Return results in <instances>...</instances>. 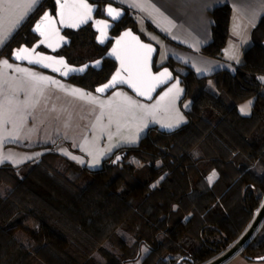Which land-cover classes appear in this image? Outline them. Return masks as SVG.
I'll return each instance as SVG.
<instances>
[{"label":"trees","instance_id":"obj_1","mask_svg":"<svg viewBox=\"0 0 264 264\" xmlns=\"http://www.w3.org/2000/svg\"><path fill=\"white\" fill-rule=\"evenodd\" d=\"M50 8L54 0H45L2 53L11 59L15 48L32 46L31 29ZM232 15L229 5L212 12L213 41L204 55L222 57ZM128 28L140 33L130 15L114 34ZM66 35L72 44L57 55L70 64L108 50L91 27ZM252 41L234 74L199 77L189 66L172 59L158 66L156 59V70L168 66L182 82L186 124L150 128L97 170L60 156L59 142L37 161L0 166V264H208L235 246L264 205V120L240 111L249 101L264 104V17ZM115 69L106 60L101 71L69 81L95 93ZM213 172L218 177L209 183ZM241 254L249 262L264 256V221Z\"/></svg>","mask_w":264,"mask_h":264},{"label":"crops","instance_id":"obj_2","mask_svg":"<svg viewBox=\"0 0 264 264\" xmlns=\"http://www.w3.org/2000/svg\"><path fill=\"white\" fill-rule=\"evenodd\" d=\"M44 1L37 0L29 10L26 0H12V7L0 0V39L4 40L0 62L7 60L12 65L7 68L0 63V112L4 114L0 121V158H6L0 166L20 167L37 161L49 145L59 142L56 152L60 156L81 168L97 170L120 149L138 145L150 128L175 131L186 124L189 101L184 100L180 78L162 89L152 102L123 88L99 96L54 73L15 63L4 55V48ZM108 1L126 9L137 27L150 34L159 48L158 66L172 59L189 66L199 77H211L220 71L234 74L253 44V30L264 17V0ZM224 5L233 9L231 37L222 57L210 58L202 50L213 41L212 12ZM28 73L47 79L33 80ZM125 97L144 107H129ZM252 102L244 115L256 112L264 120V104ZM178 117L183 119L177 127H164L176 124ZM94 158L99 162L94 163ZM217 177L216 173L212 182ZM241 258L238 264H264Z\"/></svg>","mask_w":264,"mask_h":264},{"label":"water","instance_id":"obj_3","mask_svg":"<svg viewBox=\"0 0 264 264\" xmlns=\"http://www.w3.org/2000/svg\"><path fill=\"white\" fill-rule=\"evenodd\" d=\"M78 2L79 0H68L69 4L78 3ZM83 2L86 3L92 9L90 13V19H87V21L84 23H77L76 26L74 27H69L67 26V24L61 23V18L58 15V13L60 12V6L57 3V0H54V8H50L46 10L37 19V21L34 23L31 29V33L37 38L34 44L31 47L24 44L19 48H15L11 55V60L15 63L27 65L29 67L37 68L42 71H51L64 81H69L73 77H83L91 69L95 71H101L103 69V64L106 60L112 61L116 64V69L106 83L99 85L95 88V93L99 96H107L111 92L123 88L129 91L130 93H132L135 97L143 101L152 102L162 89L175 82L176 75L170 67L166 66L161 68L160 70H156L155 63L159 52V48L156 44L145 41L140 34L136 33L131 28L122 31L118 36L112 35V31L116 28V26L119 25L126 18L127 16L126 9L117 6L112 2L106 4H103L102 2L96 0H83ZM109 8H112L119 13V15L115 19H113V16H110L108 14ZM67 11L68 10H66L65 20L68 19ZM72 11L75 13L72 19L74 21H78L79 18L84 15L86 10L82 8H78V9H73ZM46 13L54 21V23L51 25L49 24L42 25L41 30L49 34V38L47 40H45L44 36H41L38 32L35 31V26L38 23H41L42 18ZM98 14H101L102 17H97ZM98 22H103V23H98ZM104 24H107L106 28L103 27ZM87 27H91V29L94 31V33L96 34V39L99 42V44H101L104 47L110 45L106 54L102 58L77 66L70 64V62L65 56L57 55L62 49H64L65 47H69L72 44V39L66 35L67 32L71 31L77 33ZM53 29H55L58 32V35H55V33H53L52 31ZM101 30L104 33L103 35L104 43L100 42ZM125 33H131V36H125L124 35ZM60 37H63V39L61 40ZM132 37H135L136 39L133 40ZM118 40L120 41V44H117ZM137 41L139 42V44L148 46L149 48L152 49V51L148 53L147 49L139 48ZM49 44H52L53 47H49ZM20 48H28L30 51L34 49V52H32L33 59H35L37 55H39V56L51 57L52 60H44L42 61L41 64L29 63L27 60H15L14 54ZM41 49H44L45 51H42ZM113 49L117 50L116 55L111 54L113 52ZM117 56L125 58L126 64L128 63V59H127L128 56H136L140 58L147 56L148 71L151 73V76L159 78L158 80H151L149 82L150 84L155 85L154 89L149 93L151 99H148L145 96L137 95V93L133 90V88L129 87L128 83H116L114 87L107 88L103 93L96 91L97 88H101L106 84H110V82L112 81V77L115 76L118 71L120 72V78L125 80L128 78V73L121 69V60L117 59ZM61 59L65 62L67 67L53 62ZM97 61H99V64H97ZM44 64H48L49 66L44 67L43 66ZM53 68L58 69V71H53ZM68 68H72V69L85 68V71L68 72ZM64 72H67V75H62V73ZM161 73H167L168 75L161 76L160 75ZM263 221H264V205L260 210L257 218L255 219L254 223L252 224L250 229L246 232V234L240 239V241L231 249H229L227 252H225L223 255H221L220 257H218L217 259H215L214 261L208 264H225L233 257H235L252 240V238L260 229ZM261 258H264V256L260 257L257 261H264V259Z\"/></svg>","mask_w":264,"mask_h":264},{"label":"snow or ice","instance_id":"obj_4","mask_svg":"<svg viewBox=\"0 0 264 264\" xmlns=\"http://www.w3.org/2000/svg\"><path fill=\"white\" fill-rule=\"evenodd\" d=\"M5 3H7L9 5V7L14 6V4L12 3V0H4ZM57 3L60 6V12L58 13V15L61 18V23L62 24H67V26L69 27H74L76 26L77 23H84L87 21V19H90V13L92 11V9L83 2V0H79L78 3H72L69 4L68 0H57ZM37 4V0H26V8H28L29 10L32 9L33 7H35V5ZM78 8H82L85 11L84 15L81 16L79 18L78 21H74L72 19V17L75 15V13L72 11L73 9H78ZM66 10L67 11V16L68 19L65 20V16H66ZM108 14L110 16H113V19H115L119 13L116 12L114 9L109 8L108 9ZM54 21L52 20V18L46 13L44 15V17L42 18L41 23H38L35 26V31L38 32L41 36L45 37V40H47L49 38V34L46 33L45 31H42V25L43 24H53ZM98 23H103V22H98ZM103 27H107V24H104ZM53 33H55V35H58V32L53 29L52 30ZM103 31L101 30V39L100 42L104 43V39H103ZM125 36H131V33H125ZM133 40H135V37H132ZM60 39L62 40L63 37H60ZM43 42V41H42ZM4 44V40L0 39V46H3ZM117 44H120V41H117ZM138 47L141 49H147V52L150 53L152 51L151 48H149L146 45H142L139 44V42L137 41ZM49 47H53L52 44H49ZM32 52H34V49L32 51H30L28 48H20L18 51L15 52L14 54V59L15 60H27L29 63H36V64H41L42 61L44 60H52L51 57H45V56H39L37 55V57L35 59L32 58ZM117 50L113 49V52L111 53L112 55H116ZM117 59L121 60V69L123 71H126L128 73V78L122 79L120 78V72L118 71L116 73L115 76L112 77V81L110 82V84H106L101 88H97L96 91L103 93L107 88L109 87H114L116 83H128L129 87L133 88V90L137 93V95H141V96H145L148 99H151V96L149 95V93L154 89L155 85L154 84H150L149 82L151 80H158V77H153L151 76V73L148 71V66H147V56H144L143 58L140 57H136V56H128V63H125V58H122L120 56H117ZM54 63H58L61 65H64L65 67H67V65L65 64V62L61 59L58 61H53ZM2 66L3 67H7V68H11L12 65L8 63L7 60H4L2 62ZM97 64H99V61H97ZM44 67H48V64H44ZM19 71H25L27 72V70L24 69H18ZM53 71H58V69L53 68ZM74 71H79V72H84L85 68H80V69H72V68H68V72H74ZM28 75L33 79V80H45L47 79L46 77H36L34 73H28ZM62 75H67V72L62 73ZM161 76H166L168 75L167 73H161ZM262 80H264V77L261 78ZM53 83H55V81H53ZM143 89V90H142ZM75 91V90H73ZM171 91V89L169 90ZM117 96L120 95V93L116 94ZM168 93H165V96H167ZM164 97H161V99H163ZM125 100L128 101V106H136V107H144L143 105H136L135 102L128 100L127 97H125ZM251 102H249L248 105H245L243 108H241V112L247 114V109L250 107ZM120 110V109H118ZM3 112H0V121H2L3 119ZM182 117H178L176 124H167L164 125V127H167L169 129H173L175 127H177L180 123V121H182ZM6 158H0V163H3L4 160ZM73 159H76L75 157H73ZM117 159H119V157H117ZM80 163H83V161H79ZM98 159L94 158V163H98ZM216 173L213 172L211 176H209V183H211L213 181V178L215 177ZM264 259V258H261Z\"/></svg>","mask_w":264,"mask_h":264},{"label":"rangeland","instance_id":"obj_5","mask_svg":"<svg viewBox=\"0 0 264 264\" xmlns=\"http://www.w3.org/2000/svg\"><path fill=\"white\" fill-rule=\"evenodd\" d=\"M138 31L141 33V35H143L145 37L146 40H148L150 42L153 41V39L149 36L150 34L148 35V32H144L141 28H138ZM252 103L253 102L251 101L250 106H252ZM248 104H249V102H246V103L242 104L241 107H240V111H241V108H243L245 105H248ZM189 106H190V102H188L187 107H189ZM249 110H250V107L247 109V112L248 113H249ZM242 114H245V113H242ZM241 257H243V256H242V254L240 252L235 257H233L231 260H229L228 262H226L225 264H238V262H240L241 259H242ZM252 263H254V262H252Z\"/></svg>","mask_w":264,"mask_h":264},{"label":"flooded vegetation","instance_id":"obj_6","mask_svg":"<svg viewBox=\"0 0 264 264\" xmlns=\"http://www.w3.org/2000/svg\"><path fill=\"white\" fill-rule=\"evenodd\" d=\"M103 4H106V3H104V2H102ZM118 6V5H117ZM120 7V6H119ZM127 11V10H126ZM128 15H130V13L129 12H127V16H126V18L119 24V25H117L116 26V28L112 31V35H114V36H118V35H115L114 33L117 31V29L119 28V27H121L125 22H126V19H127V17H128ZM97 17H102L101 16V14H98L97 15ZM130 17L131 18H133L132 17V15H130ZM136 33H138V32H136ZM138 34H140V33H138ZM141 35V34H140ZM141 37H142V35H141ZM31 47V46H30ZM108 47V49H109V47H110V45H108L107 46ZM42 51H45V50H43V49H41Z\"/></svg>","mask_w":264,"mask_h":264}]
</instances>
